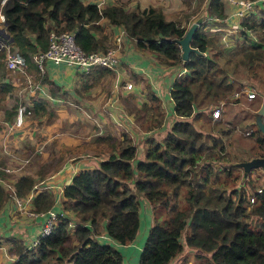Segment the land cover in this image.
<instances>
[{
    "label": "trees",
    "instance_id": "obj_1",
    "mask_svg": "<svg viewBox=\"0 0 264 264\" xmlns=\"http://www.w3.org/2000/svg\"><path fill=\"white\" fill-rule=\"evenodd\" d=\"M223 7V0H208L207 14L222 18ZM0 9L3 29L24 57L27 74L42 83L51 84L44 73L38 74L30 55L46 48L48 32L73 31L74 42L84 52L103 51L109 41L99 23L102 18L121 26L125 36L138 49L153 52L159 64L181 65L185 70L168 87L176 118L163 137H153L163 112L159 98L148 90L149 105L143 104L134 113L146 132L141 141L142 158H137L131 136L122 131L106 159L78 170L61 188V214L50 231L28 248L15 242L14 264H122L116 246L130 243L137 232V193L144 197L152 216L154 205L165 207L163 220L151 219L137 264H169L183 245L194 251L198 264H264V184L255 185V168H247L243 174L239 165L264 156V134L253 121L249 127L254 126V138L248 136L252 148H237L239 154L228 151L223 142L230 133L227 123L221 118L211 120L210 112L220 99L225 104L231 98L233 105L243 97L255 98L240 97V90L247 85L242 82L264 63V0L260 8L240 17L237 46L241 54L229 65L231 59L224 58L222 48L213 45L212 38L198 26L190 40L197 52L181 60L176 39L186 26L151 7L135 11L114 4L97 7L82 0H3ZM2 57L0 52V68ZM48 88L53 91L56 87ZM11 89L10 84L0 83L1 93ZM235 91L240 93L233 97ZM203 116L210 123L208 128L202 125L207 131L193 126ZM33 184L28 175L17 177L12 184L15 196H24ZM53 195L38 190L30 201L32 209L47 210ZM179 197L182 205L177 202ZM2 199L0 189V202ZM68 211L77 218L73 226ZM100 228L104 236L98 237Z\"/></svg>",
    "mask_w": 264,
    "mask_h": 264
},
{
    "label": "crops",
    "instance_id": "obj_2",
    "mask_svg": "<svg viewBox=\"0 0 264 264\" xmlns=\"http://www.w3.org/2000/svg\"><path fill=\"white\" fill-rule=\"evenodd\" d=\"M207 1L82 0L84 3H94L97 7L114 4L135 11L151 7L160 10L166 19L175 20L186 27L190 22L204 18V23L199 24L198 28L212 38L213 45L220 48L234 46L241 30L240 17L234 14V6L223 2L224 16L216 18L207 14ZM261 2L262 0H252L249 12L260 8ZM99 23L104 25L111 46L117 47L118 61L114 68L83 72L74 66L46 60L44 74L51 84L42 83L31 77L33 82L40 83L41 88L25 92V110L30 108L29 110L38 115L34 119H25L19 126H15L14 110L0 108V189L3 194L0 202V264H14L15 242L28 248L29 242L36 237L46 217V210L36 211L32 209L30 203L38 189L32 192L29 190L24 196L17 197V202L7 193L5 184H13L21 175L30 176L35 185L46 179L52 183L50 192L54 193L53 202L47 209L60 212L61 188L78 170L95 167L100 160L106 159L112 150L113 141L119 139L122 131L131 136L136 146L137 158H142L141 141L146 132L134 118V113L143 104L149 105L146 98L148 90L159 98L163 112L161 125L153 129V137L161 139L176 118L168 87L174 78L183 74L184 68L181 65L159 64L153 52L138 49L133 39L125 36V33L120 35V42L116 44L113 38L120 34L122 27L109 24L103 18ZM2 27L0 18V28ZM250 35L255 39L254 33ZM1 66L0 83L6 82L13 87L15 82L11 72L7 71L3 64ZM170 67H175L172 76H168ZM125 83H129L130 86L126 88ZM49 86L56 88L51 91ZM237 103V101L233 103V106ZM48 113L50 118L47 116ZM53 139H56V147L51 150L49 145ZM26 146L34 149V153L39 151L40 164H35L33 157L23 153ZM20 153L22 158H27L25 163L19 158ZM41 176L43 179H40ZM37 177L39 178L36 179ZM143 205L150 218L149 205L146 201ZM28 211L32 214L29 215ZM141 213L146 219V213L142 208ZM98 232V237L104 236L102 228ZM131 243L132 241L128 244ZM184 264H194L193 259L186 256Z\"/></svg>",
    "mask_w": 264,
    "mask_h": 264
},
{
    "label": "rangeland",
    "instance_id": "obj_3",
    "mask_svg": "<svg viewBox=\"0 0 264 264\" xmlns=\"http://www.w3.org/2000/svg\"><path fill=\"white\" fill-rule=\"evenodd\" d=\"M109 46H111L110 42H109ZM221 48H222V52H221L222 56L224 58H227V59L230 58L231 59L230 63H228V65L233 63L238 58V55L240 57L241 49L238 48L237 44H234V46L233 45H230V46L227 45L226 47L222 46ZM222 61H223V59H218L219 63H222ZM174 69H175V67H170L171 71H169L168 76H172L174 74ZM239 69H240V67H237L235 69V74L238 72ZM11 74H12L11 75L12 79H14L15 85H13L12 89L10 90L11 91L10 93L3 94L0 92V108H2V109L6 108L9 110L12 109V110H14V114H15L16 106H18L19 104H22V105L26 104L25 103V92L28 90H37V89L34 88L35 83H33V82H31L28 85L26 83L24 77L20 73H11ZM242 83L247 84L246 87L252 88L254 90V92H255L254 97L255 98H253L252 100L244 99V97H243L244 95L242 93V95L240 97H243V98L240 99V103L237 105H234V106L231 105V101H230L231 98H229V101H227L225 104H224V101L222 99H220V100H218L220 102L218 105L219 106V114L217 115V117H215V118H221L223 121H225L227 123L228 129L230 131V133L227 134L223 138L225 149L228 151L230 150L231 152H236L237 154H239L237 148L248 149L249 146L251 148L253 146L252 145V138H250L248 136L253 137V135H251V130H254V126H253V128L249 127V124L254 121L256 109L258 108L261 100L264 98V96L261 97V95H264V63L262 64V67H257L255 69V71L252 73V77H248ZM249 84H251V85L248 86ZM29 109L30 108H26L24 117H22V122L25 121V119H34L35 116L38 115L35 112L33 113V111L29 110ZM37 113H40V112H37ZM168 115H170V112L168 113ZM47 116H48V118H50V113H48ZM205 122H206V119H204V116H203L197 120H194L193 126L196 129L206 130L202 125L207 126V128H208L209 127L208 125H210V123H208V122L205 123ZM0 124H1V120H0ZM200 126L202 128H200ZM165 129H167V128H165ZM160 131H161V133H164V131H162V130H160ZM49 146H50L51 150L53 148H55L56 147V139H53V141L51 142V144ZM25 149L26 150L23 153L25 155H29L30 157H33L35 164L41 163V161L38 159L39 151H36V153H34L35 150L31 149L28 146H26ZM252 150L253 149H251V151ZM255 151L257 152V150H255ZM21 154L22 153H20L19 155L17 154V155L25 163L27 161V158H22V156H20ZM231 154L234 155L233 153H230L229 155L231 157H232ZM248 154L251 155L252 152L249 151ZM244 156H246V155H244ZM47 158H49V156H47ZM232 159H235V158L232 157ZM259 170H262V171H259ZM253 172L254 173L252 176L255 177L254 179L256 180L255 185L256 186L263 185L264 184V169H261L258 167V168H255ZM240 173H241V171H240ZM38 178L39 177H37L36 179H38ZM40 179H43V176H41ZM49 183H51V182H49L45 179L41 184H49ZM51 185H52V183H51ZM51 188L52 187L50 186L48 188H42L39 190L46 189L48 191H51ZM137 198L139 201V208H140L139 225L137 228V232H136V234L132 240V243L130 245L128 244L125 246L124 245H117L116 246L117 249L121 253L122 264H137L140 249H141L143 242L147 236V231H148V227H149V220H150V222H152L155 219L157 221H161L165 218V213H164L165 207H163L159 204H156L152 207L153 216H152V213L150 212V218H149V215H148L149 212L145 209V207L143 205V203L145 202L144 197L142 196L141 193H137ZM177 202L179 205H182L180 197H179ZM141 208L143 209L144 213H146V215H145L146 219H144L143 213H141ZM67 213L70 214L71 216H73V217H71L70 221L76 223L77 218L75 217L74 213L71 211H68ZM151 219H152V221H151ZM193 253H194V251L192 249L183 245L181 251L175 255V257L170 261L171 262L170 264H184L186 256L193 259V256H192ZM197 261L198 260L193 259L194 264H198Z\"/></svg>",
    "mask_w": 264,
    "mask_h": 264
},
{
    "label": "built area",
    "instance_id": "obj_4",
    "mask_svg": "<svg viewBox=\"0 0 264 264\" xmlns=\"http://www.w3.org/2000/svg\"><path fill=\"white\" fill-rule=\"evenodd\" d=\"M1 3L3 0H0ZM226 4H231L234 6V14L238 17L244 16L247 14L252 6L251 0H223ZM2 16L0 15L2 24ZM124 34V31L121 30L120 34L115 35L113 40L116 44L120 42V35ZM117 47L109 46L103 51H91L84 52L73 40V31H49L47 36V46L43 51L38 53H33L30 55V60L35 64L37 68L38 74L44 73V62L46 60H50L54 63H63L67 66H74L79 71H88L93 66H101L108 69H112L117 65ZM0 52H2V64L4 68L11 73H20L23 75L26 83L29 85L33 82L31 76L26 72V62L24 57L18 53L17 49L13 47L9 41L8 36L6 35L5 30L0 28ZM35 83L34 88H41L39 82ZM124 86L128 88L130 86L129 83H125ZM247 98H253L255 92L252 88L243 86L240 90ZM238 91L232 93L233 97L239 95ZM25 105L19 104L16 106L15 115L13 119V124L15 126H19L22 122V117L25 114ZM212 118L217 117L219 114V106H214L210 110ZM262 121L264 123V111L261 114ZM4 170H8L4 168ZM52 187L51 183L49 184H33L30 191H34L35 189H42ZM6 189L9 191V194L13 197L15 201L18 202V198L14 194V189L12 184H5ZM29 198V194H28ZM29 215L32 212H27ZM46 217L42 221L41 227L39 229L36 237L30 242L28 247L33 246L39 237L46 235L55 221L56 216H60L61 212H54L51 209H47L45 211ZM70 226L75 225L74 222L69 223Z\"/></svg>",
    "mask_w": 264,
    "mask_h": 264
},
{
    "label": "water",
    "instance_id": "obj_5",
    "mask_svg": "<svg viewBox=\"0 0 264 264\" xmlns=\"http://www.w3.org/2000/svg\"><path fill=\"white\" fill-rule=\"evenodd\" d=\"M200 20L196 19L185 28L184 33L181 37L176 39V43L179 48V57L181 60H186L190 52H197L196 48L191 47L190 40L199 25ZM7 35V34H6ZM10 40V39H9ZM264 111V98L261 100L258 108L256 109L254 116V123L256 127L264 134V123L261 118V114ZM243 166V174L246 173L247 168H261L264 169V156L263 157H253L250 160L239 163Z\"/></svg>",
    "mask_w": 264,
    "mask_h": 264
}]
</instances>
